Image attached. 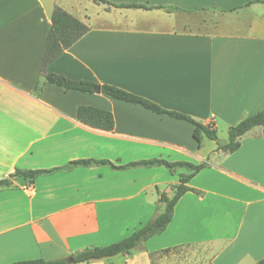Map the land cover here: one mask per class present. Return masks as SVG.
<instances>
[{"label":"crops","instance_id":"obj_1","mask_svg":"<svg viewBox=\"0 0 264 264\" xmlns=\"http://www.w3.org/2000/svg\"><path fill=\"white\" fill-rule=\"evenodd\" d=\"M0 0V179L79 160L115 166L151 159L205 164L166 229L129 255L89 264H153L150 254L203 247L201 264L264 258V137L231 154L205 148L193 126L102 93L35 87L50 16L60 8L88 31L46 73L115 86L163 109L227 131L264 108V0ZM112 114L102 131L76 109ZM207 139V138H206ZM184 169L75 166L0 188V264L67 258L119 242L163 212Z\"/></svg>","mask_w":264,"mask_h":264},{"label":"trees","instance_id":"obj_2","mask_svg":"<svg viewBox=\"0 0 264 264\" xmlns=\"http://www.w3.org/2000/svg\"><path fill=\"white\" fill-rule=\"evenodd\" d=\"M95 3H101L113 7H129V8H144V6L137 5H114L105 0H92ZM88 31L85 26L78 19L69 15L60 8H54L50 16V27L47 32L45 47L41 60L40 68V81L35 87V92H39L43 83H48L64 91H74L80 93H94V87L97 83L91 81H74L70 80L63 75L46 73L45 67L64 50L69 48L80 37H82ZM100 93L118 101L138 105L145 110L157 114L167 116L169 118L180 120L189 123L193 126V138L199 141L200 135H204L211 141H217L216 129L210 124H203L194 120L193 118L180 114L174 111H169L161 108L157 104L127 92L115 86L103 84L100 86ZM76 119L83 125L89 126L102 131H111L114 126L113 116L110 112L88 106H80L76 109ZM260 127L262 130V136L264 137V108L251 116H247L237 122L235 125L230 126L227 129V143L224 145H218L217 150L225 154L234 153L240 146V140L243 135L253 128ZM91 165H107L113 170H126L131 168H153L163 167L170 173H174L178 169H184L189 174L179 175L178 184L173 186L174 194L172 198H167L165 195H161L159 202L164 204V210L157 215L154 219L143 225L138 230L134 231L130 236L125 239L107 245L103 247H92L81 250L70 255L67 258H57L52 260L36 259L19 261L11 264H89L94 261L110 259L116 256L129 255L133 250L137 249L143 242L149 238L161 234L170 223L173 210L178 200L187 192L197 193L194 189L189 188L187 183L196 175L201 169L205 167V164L194 165L188 162H168L162 159L143 160L138 162L128 163L123 166H115L108 161H94V160H79L68 163L66 166L56 168L52 170H34V171H21L15 170L6 179H0V188L11 187L13 181L19 178H28L30 183L36 176L41 174H50L57 171H69L75 166L89 167ZM163 250L161 252H166ZM160 252H154L150 254L151 261L153 257ZM71 261H68V259ZM255 264H264V258L256 262Z\"/></svg>","mask_w":264,"mask_h":264},{"label":"rangeland","instance_id":"obj_3","mask_svg":"<svg viewBox=\"0 0 264 264\" xmlns=\"http://www.w3.org/2000/svg\"><path fill=\"white\" fill-rule=\"evenodd\" d=\"M217 141L204 138L205 148L214 147L215 144H223L227 141V131L223 128L216 130ZM207 253L203 247H179L160 252L153 257V264H201L199 258Z\"/></svg>","mask_w":264,"mask_h":264},{"label":"water","instance_id":"obj_4","mask_svg":"<svg viewBox=\"0 0 264 264\" xmlns=\"http://www.w3.org/2000/svg\"><path fill=\"white\" fill-rule=\"evenodd\" d=\"M94 92H95V93H99V92H100V86H98V85L95 86V87H94ZM68 261H71V259L69 258Z\"/></svg>","mask_w":264,"mask_h":264}]
</instances>
